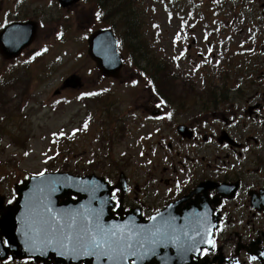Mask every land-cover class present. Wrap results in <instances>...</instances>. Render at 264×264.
<instances>
[{
	"label": "rangeland",
	"instance_id": "1",
	"mask_svg": "<svg viewBox=\"0 0 264 264\" xmlns=\"http://www.w3.org/2000/svg\"><path fill=\"white\" fill-rule=\"evenodd\" d=\"M243 1L84 0L81 7L68 11L58 0H44L35 4L40 11H32L35 0H27L24 5L31 16L45 17L46 27L26 49L35 50L31 65L0 54V199L13 200L15 185L40 172L95 173L116 183L120 174L125 177L135 166L147 174L150 168L140 166L138 155L157 141L148 140V135L158 126L171 140L184 120L182 113L195 112L190 104L197 103L198 95L205 99L199 103L209 116L220 102L199 89L202 80L237 84L235 74L216 72L249 66L264 26L248 13L254 9L261 15L264 9L257 2L248 10V1L246 8L232 10ZM217 5L227 6L215 11ZM203 17L208 20L200 23ZM219 24L223 32L217 29ZM97 27L112 28L119 38L126 60L119 77L102 74L88 56V29ZM185 27L191 35L183 34ZM214 31L221 37L213 36ZM194 39L198 45L189 51ZM206 47L210 54L205 51L204 60L212 70L196 73L197 52ZM151 67L160 71L155 86L167 101L161 122L142 116L138 108L141 102L154 105ZM73 75L81 77L82 86L64 88ZM158 154L161 166H170L171 152L162 147Z\"/></svg>",
	"mask_w": 264,
	"mask_h": 264
},
{
	"label": "flooded vegetation",
	"instance_id": "2",
	"mask_svg": "<svg viewBox=\"0 0 264 264\" xmlns=\"http://www.w3.org/2000/svg\"><path fill=\"white\" fill-rule=\"evenodd\" d=\"M26 1L0 0V54L6 60L12 49L31 40L33 30L38 28L39 35V29L46 27L45 17H32L24 5ZM42 1L35 0L34 5L29 2L31 10L40 11L35 4ZM82 2H70L65 10L79 8ZM261 17L264 26V13ZM98 29H88L89 35ZM197 45L196 41L188 49ZM255 45L246 69L216 72L233 73L239 83L211 85L202 80L198 86L220 102L217 110L205 116L206 108L199 103L205 99L198 95L197 103L190 104L195 112L182 113L184 120L178 123L188 127L186 132H180L177 126L168 140L157 126L148 135V140L156 137L157 141L138 155L140 166L150 168L147 174L138 166L125 177L120 174L127 186L124 194L117 187L119 182L109 179L114 206H109L108 211L113 212L112 217L158 218L159 241L164 256L173 264H264V28L259 29ZM28 47L14 61L31 65L35 50L28 53ZM197 56L198 61L204 58L202 52ZM211 70L202 68L199 72L206 74ZM151 99L153 107L149 101L138 105L142 116L156 117L153 113L160 110L161 95L153 93ZM164 118L155 119L161 122ZM162 147L171 152L170 166L160 164L158 153ZM1 264L57 261L10 258Z\"/></svg>",
	"mask_w": 264,
	"mask_h": 264
},
{
	"label": "water",
	"instance_id": "3",
	"mask_svg": "<svg viewBox=\"0 0 264 264\" xmlns=\"http://www.w3.org/2000/svg\"><path fill=\"white\" fill-rule=\"evenodd\" d=\"M78 1L59 0V3L62 7H68ZM36 31L37 29L33 30L32 38L26 45L35 38ZM88 44V54L96 62L102 74L118 77V72L123 67V61L118 47V40L113 30L101 29L93 32L88 39ZM23 47L21 45L16 46L9 58L19 55ZM81 86V78L77 76H71L64 83V88ZM107 188L108 183L105 178L96 175L79 176L65 172H53L25 180L22 185L17 187L19 199L16 203L4 206L3 199H0V239L5 236L8 244L16 247L22 246L26 251V255H32L31 252L35 246L49 247L50 254L48 258L64 255L69 260L67 262L62 261L61 264H71L70 261L77 260L84 261L85 264H117V261L109 260L107 257L84 254L83 250L79 255L61 254L63 249L60 248V243H66V241L63 240L60 232H57L53 237L47 228L48 224L56 223L52 219L55 216L59 218L60 224L65 225L64 231L67 233V224L71 222V217L66 214L70 213L75 215L76 231L83 234L84 238L80 242L81 245H87L90 242L88 230L91 229L92 232H97V224L103 226L106 230L116 231V237H111V233H109V240H116L118 237L123 236V240H117V243L113 244V248L116 250L113 254L115 256L122 255L121 248L124 250L123 254L130 253L131 249L139 248L146 238L157 242L158 237L154 233L149 232L144 235L145 238L140 235H136V237L130 235V232L125 230L127 226L123 222L118 224L111 220L112 215L110 217L106 216L109 222L102 224L101 213L104 212V204L108 200L106 196ZM155 226L156 222L151 227L154 229ZM57 227L59 228V224ZM183 238L185 239V237ZM50 239H55L56 242L49 244ZM129 243L135 248L128 249L126 246ZM159 252L165 255L162 249ZM23 257L26 256L23 255ZM35 258L37 261L48 260V258L41 260ZM131 258L135 259L134 256H129L128 259ZM133 261H135V264H148L147 260L136 259ZM118 264L133 263L126 259L119 261ZM151 264H156V262L153 261Z\"/></svg>",
	"mask_w": 264,
	"mask_h": 264
},
{
	"label": "snow or ice",
	"instance_id": "4",
	"mask_svg": "<svg viewBox=\"0 0 264 264\" xmlns=\"http://www.w3.org/2000/svg\"><path fill=\"white\" fill-rule=\"evenodd\" d=\"M100 13H97V18H99ZM39 55V53L37 54ZM89 95H96V93H91ZM87 127V125H85ZM43 175V173H41ZM71 217V222L67 224V233H65V225L60 224L59 218L53 216L52 219L56 221V223L48 224V232L55 236L57 232H60L63 236V240L65 242L60 243V248L63 249L61 254H73L79 255L83 250L84 254H90L97 257H107L109 260L119 261L126 260L127 254H123V248H121L122 255L115 256V248H113V244L117 243V240H109L108 236L111 233V237H116V231H112L111 229H104L103 226L97 224V232H92L91 229L88 230V234L90 235V242L87 245H81V240L84 238L83 234L79 231H76V219L73 214H66ZM155 219V218H153ZM46 224L48 222H45ZM59 224V228L57 225ZM118 240H123V236L119 237ZM55 239H50L48 241L49 244L55 243ZM209 243L214 244V241H209ZM128 249H131L133 245L131 243L126 246ZM130 255H135V252L129 253ZM135 264V261L133 262Z\"/></svg>",
	"mask_w": 264,
	"mask_h": 264
},
{
	"label": "trees",
	"instance_id": "5",
	"mask_svg": "<svg viewBox=\"0 0 264 264\" xmlns=\"http://www.w3.org/2000/svg\"><path fill=\"white\" fill-rule=\"evenodd\" d=\"M256 1H254L255 3ZM258 4L260 5L261 8L264 9V0H257Z\"/></svg>",
	"mask_w": 264,
	"mask_h": 264
}]
</instances>
